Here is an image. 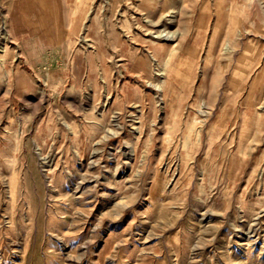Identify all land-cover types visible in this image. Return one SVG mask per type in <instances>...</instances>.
Returning a JSON list of instances; mask_svg holds the SVG:
<instances>
[{
  "label": "rangeland",
  "instance_id": "obj_1",
  "mask_svg": "<svg viewBox=\"0 0 264 264\" xmlns=\"http://www.w3.org/2000/svg\"><path fill=\"white\" fill-rule=\"evenodd\" d=\"M2 4L0 264H264V0Z\"/></svg>",
  "mask_w": 264,
  "mask_h": 264
},
{
  "label": "crops",
  "instance_id": "obj_2",
  "mask_svg": "<svg viewBox=\"0 0 264 264\" xmlns=\"http://www.w3.org/2000/svg\"><path fill=\"white\" fill-rule=\"evenodd\" d=\"M6 16L9 18L11 37L27 42L37 36L40 44L68 42L74 28L70 18L76 16L77 0H1ZM73 3V4H72ZM77 8V7H76ZM37 16L33 22L31 17ZM67 24H66V21ZM48 34H53L48 35ZM65 34V35H63ZM53 37V38H52ZM53 47V45H51ZM52 61H54L52 59Z\"/></svg>",
  "mask_w": 264,
  "mask_h": 264
},
{
  "label": "bare ground",
  "instance_id": "obj_3",
  "mask_svg": "<svg viewBox=\"0 0 264 264\" xmlns=\"http://www.w3.org/2000/svg\"><path fill=\"white\" fill-rule=\"evenodd\" d=\"M2 31H3V33H4V35H5V37H7V31H6V29L5 28H3L2 29ZM165 32H166V29H164L163 31H161L158 35H157V38H166V39H171L172 37H174V34L172 33V34H168V33H166L165 34ZM3 48V47H2ZM43 158V157H42ZM130 158V157H129ZM45 159V158H44ZM46 159H47V161H49L48 160V158L46 157ZM131 159V158H130ZM44 161H46V160H44ZM46 161V162H47ZM50 165V164H49ZM45 170V169H44ZM48 171V170H47ZM16 177L15 178H13V179H15V181L14 182H18V185L21 187V180H20V175L18 174L17 175V173H16V175H15ZM14 177V176H13ZM14 218H15V216H14ZM14 218H13V221L14 222H12L13 223V225L14 226H16V222H15V220H14ZM14 243H16V245H17V241H15ZM83 244V243H82ZM78 245H80V244H78ZM82 248H84V247H82ZM26 251V250H25ZM84 251V250H83Z\"/></svg>",
  "mask_w": 264,
  "mask_h": 264
}]
</instances>
